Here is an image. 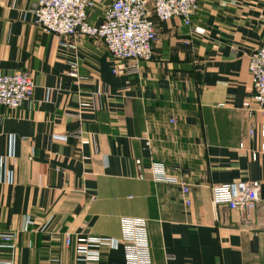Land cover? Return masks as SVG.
I'll return each mask as SVG.
<instances>
[{
  "label": "crops",
  "instance_id": "0c3cea01",
  "mask_svg": "<svg viewBox=\"0 0 264 264\" xmlns=\"http://www.w3.org/2000/svg\"><path fill=\"white\" fill-rule=\"evenodd\" d=\"M89 20L99 25L102 9ZM192 22H159L153 59L119 74L100 40L59 38L35 23L34 0H0V72L36 84L32 102L0 105V261L77 264L79 235L122 238L132 217L145 221L152 264H264V151L252 158L264 114L244 108L264 0H200ZM154 162L186 170L189 206L178 184L154 181ZM238 181L259 182L260 201L247 211L214 203V186ZM101 251L102 264H127L124 247Z\"/></svg>",
  "mask_w": 264,
  "mask_h": 264
},
{
  "label": "built area",
  "instance_id": "2783aa9c",
  "mask_svg": "<svg viewBox=\"0 0 264 264\" xmlns=\"http://www.w3.org/2000/svg\"><path fill=\"white\" fill-rule=\"evenodd\" d=\"M200 0H34L35 23L44 31L56 34L59 38L79 40L92 37L100 40L112 56L118 61L114 72L119 74L138 73L141 62L153 59V46L158 38L157 25L178 17L186 26L192 28V16L199 7ZM102 9L103 21L92 24L89 10ZM193 31L205 33V29L194 27ZM64 45L76 48L75 41H63ZM70 77H78L76 61L68 62ZM249 69L252 77L253 96L244 108L250 113L264 114V37L261 44L251 53ZM36 84L34 78L26 72H0V105L18 109L26 102H32ZM53 89L48 90V99ZM95 100L82 102L81 106L96 107ZM98 106V105H97ZM249 134H256L254 125ZM264 137V126L260 129ZM77 136L82 137L81 131ZM64 136L63 139H67ZM54 139L58 137L54 136ZM82 144L89 143L82 137ZM149 144V143H148ZM244 147V143L240 144ZM253 151L252 158L257 160L259 152ZM141 165V161L137 160ZM2 161L0 158V168ZM156 182L174 183L181 187L184 203L191 204L190 186L182 175L186 170L181 166H172L176 175L168 173L163 163H152L149 167ZM139 178H143L142 174ZM7 181H13V174H7ZM262 186L257 181H238L216 185L212 188L214 203L225 204L233 210L247 211L260 201ZM124 236L122 238L79 235L76 238L77 264H102V248L111 250L124 247L127 264H152L150 243L145 221L123 218ZM27 223H32L27 218ZM4 246L14 249V234H3ZM66 247L72 245V237L66 233ZM0 264H15L13 260L0 261ZM117 264V263H113Z\"/></svg>",
  "mask_w": 264,
  "mask_h": 264
}]
</instances>
